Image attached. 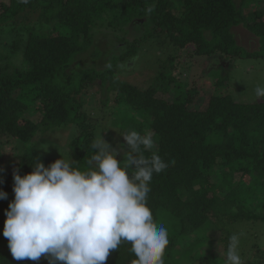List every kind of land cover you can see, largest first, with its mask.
Wrapping results in <instances>:
<instances>
[{"label":"trees","instance_id":"trees-1","mask_svg":"<svg viewBox=\"0 0 264 264\" xmlns=\"http://www.w3.org/2000/svg\"><path fill=\"white\" fill-rule=\"evenodd\" d=\"M239 27L257 39V49L237 43L233 29ZM106 34L109 45L97 47ZM148 41L168 48L169 55L158 60L157 75L144 90L121 76L137 70ZM185 49L208 68L221 60L230 65L203 71L214 85L203 109L193 107L199 90L174 74ZM238 59L264 60V0L1 3L0 190L8 197L0 199V264H44L12 257L3 236L5 210L14 199V169L23 176L35 158L46 167L60 159L42 153L40 145L62 131L73 132L64 155L81 171L89 167L91 145L101 136L116 148L128 133L151 137L152 147L143 154L159 155L169 165L153 175L147 201L155 222L168 230L164 264H226L214 243L228 250L240 225L241 260L251 244L252 258L245 264H264V247L248 232L264 228V98L239 102L233 92H222L231 85L228 69ZM96 86L104 94L103 108L90 111L86 93ZM101 110L106 123H91ZM29 113L42 118L27 120ZM104 123L116 129L117 139ZM7 143L20 149L10 170L1 165ZM130 247L122 242L105 264H133Z\"/></svg>","mask_w":264,"mask_h":264},{"label":"clouds","instance_id":"clouds-1","mask_svg":"<svg viewBox=\"0 0 264 264\" xmlns=\"http://www.w3.org/2000/svg\"><path fill=\"white\" fill-rule=\"evenodd\" d=\"M256 95L264 98V88L257 87ZM123 139L113 148L101 136L84 171L62 156L47 167L33 159L23 176L14 169L3 236L15 260L105 264L110 251L127 242L133 264H164L168 230L155 222L147 201L153 175L169 165L159 155L143 154L152 147L150 136L128 133ZM7 197L0 190V199ZM237 246L233 235L227 264H242Z\"/></svg>","mask_w":264,"mask_h":264},{"label":"rangeland","instance_id":"rangeland-1","mask_svg":"<svg viewBox=\"0 0 264 264\" xmlns=\"http://www.w3.org/2000/svg\"><path fill=\"white\" fill-rule=\"evenodd\" d=\"M5 3L8 4L9 0H0V4ZM233 32L235 33L237 43L241 46H243L248 51H253L258 48V42L257 39L253 38L252 35L245 30L242 27L233 29ZM105 36V37H104ZM103 37L98 39V42L96 43L97 47H107V44L109 45V40L107 36L108 34L104 35ZM102 43H101V42ZM148 43V44H147ZM145 44V50L144 52L141 51L138 57V64L136 66L137 70L132 71L128 75H122L121 79L127 82H130L131 84L138 86L141 89H148L149 86H151L154 78L157 75L159 62L158 60L165 59L169 55V49L164 48L162 49V45L158 48L155 42L148 41ZM116 46H118L116 44ZM121 47V45H120ZM143 53V54H142ZM190 54V50H182L178 53V65L175 68V75L177 78H180L183 82H189L191 88H197L199 90V94L197 95V99H195V103L193 104L194 108H205V106L208 103V100L210 98V94L213 90V80L208 75H205L203 71L208 72L214 68H219L221 65H224L226 68H229L230 65L224 61H216L218 64H212L211 68L206 67L203 64L204 60L194 58ZM106 58V57H105ZM104 58V59H105ZM262 60V61H261ZM102 66H104V62L101 63ZM229 73V81L231 82V85L228 86V89H222V92H233L234 97L236 101L239 102H256L260 100L261 98L257 97L256 95V88L262 87L263 88V79H264V60L263 59H238L236 62H234L233 66L228 69ZM119 74H117L118 77ZM120 77V75H119ZM118 77V78H119ZM88 99L85 103L86 109L92 111L93 107H102V104L99 103L100 99L103 98L104 94L101 91V88L99 86L93 87L92 89H88ZM157 96H160L158 94ZM170 98V96H167ZM172 98H170L171 100ZM197 101V102H196ZM89 114L92 116L91 112ZM103 111L101 110L100 115L95 114V116H92L90 118L91 123H96L99 120H102L106 123V119L104 118ZM42 118L41 113H29L26 114L27 120H33L35 122H39ZM105 128L111 133V135L114 134L113 139H117V133L115 128H112L109 125H105ZM71 132L72 131H62L54 134H50L49 137H47L45 140L41 142V152L44 154L52 155L55 157L61 156L68 160L67 156L65 154L66 145L71 139ZM73 133V132H72ZM116 134V136H115ZM113 148H116L114 146ZM19 148L14 145L13 143L5 144L3 147L4 151V157L1 159V165L2 167L6 168V170H10L11 167H13L16 163V156L19 153ZM57 150V151H54ZM238 228H241V225L234 228V233L236 236H238ZM249 234L252 235L253 240L258 243L260 248L264 247V228L262 227H252L248 228ZM210 236L215 237L216 235H213L212 233H209ZM258 238V239H257ZM194 239L192 238V241ZM214 250L217 251L219 256H222L226 258L227 250L223 246H221L218 242L214 243ZM253 244V243H252ZM188 246V244L186 245ZM253 247L251 244L246 245L244 248V257L245 260L242 261V264H245L247 261H249L252 258L251 254L249 253V248ZM41 261L44 262V264H48V260L45 257L40 258ZM253 260H251L252 262ZM194 264H202V263H194ZM227 264V263H226Z\"/></svg>","mask_w":264,"mask_h":264}]
</instances>
